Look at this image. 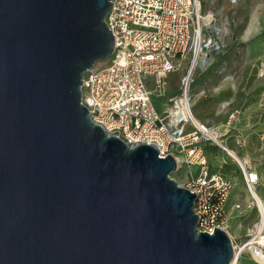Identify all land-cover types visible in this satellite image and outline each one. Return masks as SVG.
<instances>
[{
  "label": "water",
  "instance_id": "95a60500",
  "mask_svg": "<svg viewBox=\"0 0 264 264\" xmlns=\"http://www.w3.org/2000/svg\"><path fill=\"white\" fill-rule=\"evenodd\" d=\"M112 4L0 0V264H231L174 156L107 135L82 103L114 52Z\"/></svg>",
  "mask_w": 264,
  "mask_h": 264
},
{
  "label": "built area",
  "instance_id": "2783aa9c",
  "mask_svg": "<svg viewBox=\"0 0 264 264\" xmlns=\"http://www.w3.org/2000/svg\"><path fill=\"white\" fill-rule=\"evenodd\" d=\"M207 17L201 14L199 0H113L106 23L114 37V52L107 63L86 73L82 103L107 135L130 147L153 145L160 158L174 156L176 172L184 171L185 188L197 197V229L212 234L217 228L227 232L232 183L211 170L206 147H225L219 132L198 122L188 95L191 70L221 51L220 41L207 32L213 21L204 22ZM189 54L193 62L184 93L173 97L166 111L158 112L149 80L159 87L175 71L178 60ZM237 116L238 112L231 113L229 123ZM238 164L259 212L260 226L242 242L230 236L234 258L240 260L247 252L257 264H264V207L257 205L260 177L246 161ZM236 210H241L240 205Z\"/></svg>",
  "mask_w": 264,
  "mask_h": 264
},
{
  "label": "rangeland",
  "instance_id": "374dc122",
  "mask_svg": "<svg viewBox=\"0 0 264 264\" xmlns=\"http://www.w3.org/2000/svg\"><path fill=\"white\" fill-rule=\"evenodd\" d=\"M199 2L202 16L210 15L213 19L211 29L207 32L215 35L221 43V51L212 53V57L217 58L218 63L225 58L240 61V83L244 84L242 93L246 94V98L250 95L257 98L254 109L259 116L257 121L262 122L264 120V0H199ZM238 37H240V54L236 55L233 51L227 54L228 46L232 45L231 42H235ZM110 59L111 57L106 62L98 63L97 66L107 63ZM192 62V54L180 58L175 71L167 75L159 87L152 81L148 83V89L158 112L166 111L171 99L184 93L185 79L188 77ZM207 65L208 63L204 66L198 63L191 73L188 84L191 102L194 89L203 83L202 79L211 74V71L206 69ZM201 122L204 124L203 121ZM248 167L252 166L248 165ZM240 171H242L241 167ZM171 177L180 186L185 187L184 171L175 172ZM240 187L244 189L242 196L248 198L249 204H245L244 198H240V204H242V211L238 218L240 221L230 218L228 223L235 230L240 222V236L245 237L256 230L260 223V216L244 182L240 181ZM251 203L253 208L250 210ZM248 210L251 212H247ZM233 236L235 237V233ZM238 264L257 263L246 252Z\"/></svg>",
  "mask_w": 264,
  "mask_h": 264
},
{
  "label": "crops",
  "instance_id": "0c3cea01",
  "mask_svg": "<svg viewBox=\"0 0 264 264\" xmlns=\"http://www.w3.org/2000/svg\"><path fill=\"white\" fill-rule=\"evenodd\" d=\"M235 42H231L232 45L228 46L227 54L231 51L236 55L240 54V37L236 38ZM213 54L210 55L206 67L211 74L202 79L203 83L194 89L191 104L198 121L200 123L203 121L205 126H209L221 135L220 141L225 149L209 145L206 147V154L211 170L222 173L232 183L227 203L228 221L230 218L240 221L238 219L242 211L240 198H244L243 202L249 204L248 198L242 196L244 189L240 187V181L246 186L243 172L240 171L238 164L240 159L246 161L259 174L257 195L264 204V120L257 121L259 116L254 109L257 98L253 95L246 98V94L242 93L244 84L240 83V61L225 58L218 63L217 58L212 57ZM234 112H238V116L229 123V115ZM237 205H240L241 210H236ZM250 205L251 210L253 203ZM250 210L247 212H251ZM227 232L240 242L248 236H240V222L235 230L228 223Z\"/></svg>",
  "mask_w": 264,
  "mask_h": 264
},
{
  "label": "bare ground",
  "instance_id": "6f19581e",
  "mask_svg": "<svg viewBox=\"0 0 264 264\" xmlns=\"http://www.w3.org/2000/svg\"><path fill=\"white\" fill-rule=\"evenodd\" d=\"M211 19V16H209V17H207V18H205L204 19V22H207V21H209ZM193 69V68H192ZM191 73H192V70H191ZM199 122V121H198ZM213 135H215V132H214V134ZM228 151V150H227ZM235 156V155H234ZM236 157V156H235ZM235 159V158H234ZM241 160V159H240ZM257 205L260 207V208H263L264 207V204H263V201H262V199L259 197V195H258V198H257ZM263 223H264V220H263ZM259 226H260V224H259ZM239 263V260H237L236 258L232 261V263L231 264H238Z\"/></svg>",
  "mask_w": 264,
  "mask_h": 264
}]
</instances>
